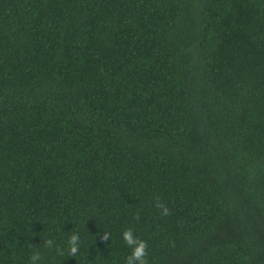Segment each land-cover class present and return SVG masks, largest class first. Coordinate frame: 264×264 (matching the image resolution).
Listing matches in <instances>:
<instances>
[{
    "label": "trees",
    "instance_id": "1",
    "mask_svg": "<svg viewBox=\"0 0 264 264\" xmlns=\"http://www.w3.org/2000/svg\"><path fill=\"white\" fill-rule=\"evenodd\" d=\"M128 228L264 264V0H0V264H125Z\"/></svg>",
    "mask_w": 264,
    "mask_h": 264
},
{
    "label": "clouds",
    "instance_id": "2",
    "mask_svg": "<svg viewBox=\"0 0 264 264\" xmlns=\"http://www.w3.org/2000/svg\"><path fill=\"white\" fill-rule=\"evenodd\" d=\"M160 208L162 215H170V209L162 203H157L156 205ZM136 218H139V213L136 214ZM122 238L131 248V253L126 257L125 264H148L147 261V249L148 244L146 241L140 239L138 236H134L133 230L131 228L125 229L122 233ZM102 239L105 241L109 240V234L104 232ZM45 247L51 248L53 246V240L47 239L45 240ZM80 237L78 233H73L68 240L69 244V256L76 257L80 250ZM61 255L63 253L61 252ZM42 259L41 254L37 251L30 256V264H38V262Z\"/></svg>",
    "mask_w": 264,
    "mask_h": 264
}]
</instances>
